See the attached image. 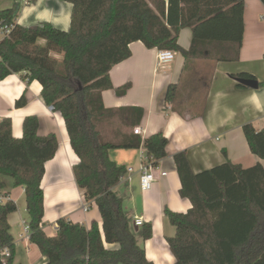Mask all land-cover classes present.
I'll use <instances>...</instances> for the list:
<instances>
[{
  "label": "trees",
  "instance_id": "1",
  "mask_svg": "<svg viewBox=\"0 0 264 264\" xmlns=\"http://www.w3.org/2000/svg\"><path fill=\"white\" fill-rule=\"evenodd\" d=\"M61 1L73 5L68 31L48 22L19 25L16 20L22 6L18 2L0 11V28L12 27L0 41V81L18 74L27 84L40 82L44 103L65 120L71 147L79 157L73 167L77 186L84 191L87 203H97L102 229L97 222L88 229L60 218L55 237L44 232L41 182L45 164L56 156L59 140L55 134L40 135L37 116L24 119L21 139L12 134L11 118L0 123V192L7 189V177L14 187L25 188L29 237L47 258L44 264H153L138 241V237L143 241L152 238V226L144 223L140 232L135 231L123 198L114 190L127 168L118 165L110 151L143 146L156 166L168 157L169 139L162 132L147 139L135 134L145 110L139 106L107 108L102 93L114 90L121 97L131 88L130 84L113 86L110 72L132 56L130 45L136 41L148 49L182 54L184 71L203 60L238 61L245 36V2ZM186 27L193 39L184 50L178 41ZM238 76L253 79L248 73ZM179 93L176 84H170L165 92L164 101L173 110L179 109ZM26 104L25 93L15 105L22 108ZM243 132L253 155L264 160V129L246 124ZM174 161L181 197L192 203L187 213L164 210L175 227V235L167 240L175 264H264V166L256 163L246 168L227 159L195 173L186 151L176 153ZM4 198L0 201V249H7L9 256L0 254V264H15V238L8 220L18 205L8 194ZM114 244L116 248L106 247Z\"/></svg>",
  "mask_w": 264,
  "mask_h": 264
},
{
  "label": "crops",
  "instance_id": "2",
  "mask_svg": "<svg viewBox=\"0 0 264 264\" xmlns=\"http://www.w3.org/2000/svg\"><path fill=\"white\" fill-rule=\"evenodd\" d=\"M168 4V0H164ZM244 41L240 58L236 62L215 63L210 60L198 61L191 69L184 71L185 59L175 52V58L168 63H159L157 48L148 49L143 42L130 45L132 56L111 69L113 86L120 88L130 84L126 95L118 97L114 90H105L102 101L107 108L122 106L142 107L145 110L139 125L141 136L147 139L162 132L169 139L168 157L158 163V180L150 191H143L140 185L143 146L132 150H111V158L127 173L115 187V192L123 198L124 208L133 220L136 232L141 227L136 219H144L152 226V238L143 241L147 259L153 264H175L176 258L169 249L168 238L175 235V227L170 224L164 210L187 213L191 201L181 197L182 184L174 155L186 151L190 166L195 173L214 168L227 159L248 168L264 160L253 155L243 132V126L253 124L264 129V4L262 0H243ZM18 2L22 9L16 22L25 27H33L48 22L56 28L68 31L71 25L73 5L61 0H0V11ZM179 45L184 50L190 48L193 35L190 28L179 33ZM248 73L259 84V88L238 87L236 77ZM170 84L180 86V95L173 110L166 105L164 95ZM42 86L34 81L27 84L20 75L8 76L0 81V123L7 117L13 122L12 134L23 136L24 119L37 116L41 121L40 135L55 134L59 140L56 156L45 164V176L41 182L44 190L46 235L55 237L58 219L66 218L73 223H81L91 229L97 222L102 229L103 219L96 202L85 201L84 191L77 186L73 167L79 162L78 155L71 147L65 120L59 112H54L42 99ZM26 93L27 104L17 108L15 103ZM198 95H201L200 99ZM205 100V104H204ZM202 104H204L202 106ZM182 112V113H181ZM224 151L227 152V156ZM132 168V172L128 170ZM161 172L167 175L161 176ZM7 189L0 192V200L5 194L18 205L17 212L9 216L11 233L15 238V264H44L47 258L40 253L30 238L23 239L16 234L26 224L22 215L27 213L25 188L14 187L10 177L5 179ZM29 216V215H28ZM19 237H18V236ZM116 248L117 245H106ZM3 252L0 249V254Z\"/></svg>",
  "mask_w": 264,
  "mask_h": 264
},
{
  "label": "built area",
  "instance_id": "3",
  "mask_svg": "<svg viewBox=\"0 0 264 264\" xmlns=\"http://www.w3.org/2000/svg\"><path fill=\"white\" fill-rule=\"evenodd\" d=\"M1 24V23H0ZM12 27L10 26H4L2 28H0V41L2 40V38H4L5 35H7L8 33H10ZM159 63L160 64H165L170 62L171 60H173L175 58V52L173 51H159ZM134 133L137 135H141V129L138 126L137 128H135ZM133 169L130 168L128 170V172H132ZM141 176H140V185H141V189L143 191H150L153 189L156 181L158 180L156 173L158 171H160V168H158V165H154L153 164V160L151 157H149L147 154L142 156V165H141ZM167 173L166 172H161V176H166ZM0 201H4V200H0ZM144 224V219H136L135 221V225L137 227H141ZM30 234V228H29V224H25L24 225V229H23V234L21 235V237L23 239L26 238H30L29 237ZM5 256H9L8 254V250L4 249L3 252L1 253Z\"/></svg>",
  "mask_w": 264,
  "mask_h": 264
},
{
  "label": "water",
  "instance_id": "4",
  "mask_svg": "<svg viewBox=\"0 0 264 264\" xmlns=\"http://www.w3.org/2000/svg\"><path fill=\"white\" fill-rule=\"evenodd\" d=\"M238 83H241L242 85H245L249 88H259L260 84L255 80V79H246V78H242V77H236V79ZM53 109V108H52Z\"/></svg>",
  "mask_w": 264,
  "mask_h": 264
},
{
  "label": "rangeland",
  "instance_id": "5",
  "mask_svg": "<svg viewBox=\"0 0 264 264\" xmlns=\"http://www.w3.org/2000/svg\"><path fill=\"white\" fill-rule=\"evenodd\" d=\"M22 215H23V217L25 218V222H26V224H29V216H28V214L27 213H25L24 214V211H23V208H22ZM16 234H19V236L21 235V234H23V227H22V229H19V231H18V229H17V231H16ZM18 236V235H17ZM18 236V237H19Z\"/></svg>",
  "mask_w": 264,
  "mask_h": 264
}]
</instances>
